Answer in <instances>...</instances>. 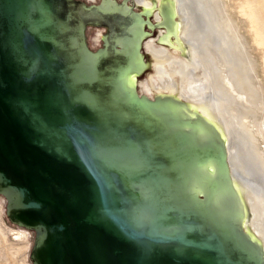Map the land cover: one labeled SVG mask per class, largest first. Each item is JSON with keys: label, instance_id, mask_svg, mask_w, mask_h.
Wrapping results in <instances>:
<instances>
[{"label": "water", "instance_id": "obj_1", "mask_svg": "<svg viewBox=\"0 0 264 264\" xmlns=\"http://www.w3.org/2000/svg\"><path fill=\"white\" fill-rule=\"evenodd\" d=\"M118 10L161 26L127 0H0V195L34 232L30 260L264 264L240 225L223 141L181 101L127 83L150 33L114 39ZM90 24L108 29L95 50Z\"/></svg>", "mask_w": 264, "mask_h": 264}, {"label": "bare ground", "instance_id": "obj_2", "mask_svg": "<svg viewBox=\"0 0 264 264\" xmlns=\"http://www.w3.org/2000/svg\"><path fill=\"white\" fill-rule=\"evenodd\" d=\"M131 5L152 25L161 26L155 38H140L143 66L127 83L150 97L181 101L185 115L199 118L219 136L241 211L240 225L264 251V90L244 33H233L221 0H131ZM168 8L173 14L167 28ZM205 171L214 173L211 165Z\"/></svg>", "mask_w": 264, "mask_h": 264}, {"label": "rangeland", "instance_id": "obj_3", "mask_svg": "<svg viewBox=\"0 0 264 264\" xmlns=\"http://www.w3.org/2000/svg\"><path fill=\"white\" fill-rule=\"evenodd\" d=\"M84 1L86 3L95 2V0ZM221 3L223 5L221 7L222 12H225L224 15L226 14L228 19L230 18L233 33H244L242 35L248 45L247 52L256 60L255 75L259 82L258 85L264 90V0H221ZM134 9L138 10L137 7ZM172 14L171 9L168 8L166 15L170 17V19L167 17L170 23L172 22ZM108 17L115 19L114 24L117 29L113 34L114 39H127L135 42L133 33L139 32L137 21L125 14L123 10L109 14ZM151 20L154 22L153 18ZM145 28L152 38H155L159 33L158 27L149 28L146 25ZM99 32L105 34V27L102 25H88L86 27L87 43L92 50L101 47L103 44V38L99 37ZM254 46L255 48H253ZM132 58V53L123 54V59L126 61ZM139 79H142V76H139ZM138 91L140 90L138 89ZM165 104L172 106L168 101H165ZM195 126L203 128L199 121L195 122ZM207 142L209 146L215 148V142L209 135ZM20 230L21 228L7 217L5 199L0 195V264H33L29 258V252L32 247L34 232L26 229L29 232L25 233ZM13 234H17V236H13Z\"/></svg>", "mask_w": 264, "mask_h": 264}, {"label": "flooded vegetation", "instance_id": "obj_4", "mask_svg": "<svg viewBox=\"0 0 264 264\" xmlns=\"http://www.w3.org/2000/svg\"><path fill=\"white\" fill-rule=\"evenodd\" d=\"M82 1H84V0H82ZM108 0H95V2H91V3H93V4H102V3H104V2H107ZM122 0H119L118 2H121ZM85 2V1H84ZM91 3H89V4H91ZM127 3L130 5L131 4V0H127ZM90 25H94V24H90ZM96 26V25H95ZM102 26H104L105 27V33H107V26H105V25H102Z\"/></svg>", "mask_w": 264, "mask_h": 264}]
</instances>
